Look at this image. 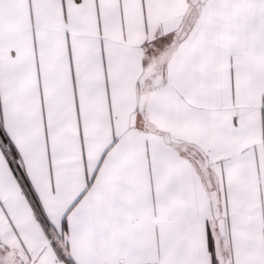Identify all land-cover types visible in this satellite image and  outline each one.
Returning <instances> with one entry per match:
<instances>
[{
    "label": "snow or ice",
    "instance_id": "1",
    "mask_svg": "<svg viewBox=\"0 0 264 264\" xmlns=\"http://www.w3.org/2000/svg\"><path fill=\"white\" fill-rule=\"evenodd\" d=\"M0 264H264V0H0Z\"/></svg>",
    "mask_w": 264,
    "mask_h": 264
}]
</instances>
